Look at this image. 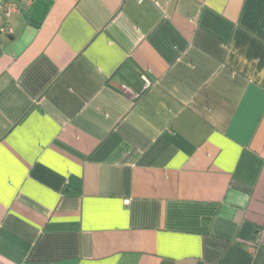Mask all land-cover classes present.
Segmentation results:
<instances>
[{"label":"crops","instance_id":"0c3cea01","mask_svg":"<svg viewBox=\"0 0 264 264\" xmlns=\"http://www.w3.org/2000/svg\"><path fill=\"white\" fill-rule=\"evenodd\" d=\"M15 1L0 264H264V0Z\"/></svg>","mask_w":264,"mask_h":264},{"label":"built area","instance_id":"2783aa9c","mask_svg":"<svg viewBox=\"0 0 264 264\" xmlns=\"http://www.w3.org/2000/svg\"><path fill=\"white\" fill-rule=\"evenodd\" d=\"M4 0H0V2H3ZM2 11L3 15L5 17H9L11 14L16 13L18 11V5L15 0H6L2 4ZM6 25L4 24L1 16H0V30L2 32H5L6 30ZM141 80L143 82V90H146L150 85L151 82L145 77L142 76ZM124 92H129V90L124 86L123 87ZM132 99H137L139 97V93H132Z\"/></svg>","mask_w":264,"mask_h":264}]
</instances>
